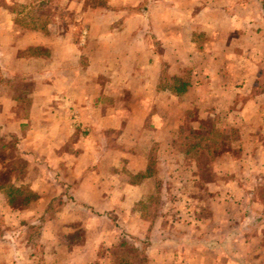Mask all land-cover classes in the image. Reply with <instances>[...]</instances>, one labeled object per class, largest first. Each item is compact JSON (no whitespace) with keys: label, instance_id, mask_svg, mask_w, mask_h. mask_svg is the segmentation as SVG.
<instances>
[{"label":"crops","instance_id":"obj_1","mask_svg":"<svg viewBox=\"0 0 264 264\" xmlns=\"http://www.w3.org/2000/svg\"><path fill=\"white\" fill-rule=\"evenodd\" d=\"M2 1L0 137L35 199L0 195V264H95L123 236L145 242L141 264H264V0H108L76 41L26 31ZM8 74L29 77L25 111ZM188 114L235 134L208 179L174 150Z\"/></svg>","mask_w":264,"mask_h":264},{"label":"rangeland","instance_id":"obj_2","mask_svg":"<svg viewBox=\"0 0 264 264\" xmlns=\"http://www.w3.org/2000/svg\"><path fill=\"white\" fill-rule=\"evenodd\" d=\"M4 6H6L12 13H14V20H16L19 25L24 29L29 30L30 32L35 31L37 33H46L52 36H64L66 34L71 35L73 39L78 40L79 38H85L88 36L90 31L89 26H91L92 21L95 20V16L98 15V12L95 13V8L99 6L100 8L106 6L108 0H3ZM147 0L143 1V4L140 7L146 5ZM141 8H138L140 10ZM78 26V27H77ZM47 27L50 29H47ZM44 49L39 47L31 48L29 51H24L23 55L35 54L39 55L40 53H45ZM24 67V66H23ZM8 68L11 70V64L8 65ZM23 69V68H22ZM25 69V67H24ZM11 76L10 80L15 81L14 87L16 91L20 93L23 97L20 104V109L25 111L28 105V99L26 97L27 93L31 89V83L29 77L24 74H8ZM13 78V79H12ZM182 81H186L185 78H181ZM69 120L72 124H76V114L73 110L69 109ZM188 116V122L184 124L178 131L177 138L174 141L175 149L185 150L188 149L189 144H193L195 137L190 133L192 116ZM195 119V117H194ZM211 127L218 135L211 139H214L210 148L215 147L216 149L221 150H231L230 141L234 140L235 134L233 132L228 133L225 129L214 128L211 124H206L201 122V130ZM201 132V131H198ZM192 138V139H191ZM16 137H12L8 140H2L0 138V163H2V169L0 171V182L9 183L15 187H20L21 190L15 196V200L12 207H9L18 211H25L29 206L22 203L23 199L29 200L31 196L28 197V188L26 185L21 184L23 178V168L25 167V162L19 152L15 147ZM201 142V141H199ZM205 146L206 142H201V146ZM159 150L157 144H152L150 146L151 156H154V153ZM192 152V151H191ZM198 152V151H195ZM202 154V155H201ZM198 158L199 165L207 166L208 161L204 158V153H201ZM192 157V156H191ZM181 157H179L180 159ZM189 158V157H188ZM176 160V159H175ZM204 169V168H202ZM6 170V171H5ZM11 172H10V171ZM206 170V169H205ZM9 172V173H8ZM188 174L186 173V177ZM15 178V180H13ZM203 179H208L207 173H202ZM28 190V191H27ZM31 192V191H30ZM34 196L35 194L31 192ZM262 194V193H261ZM0 195H2L0 193ZM157 199L154 197L150 198L146 204H141V208L152 210L153 207H156ZM3 222L0 221V230L2 229ZM15 226V225H13ZM31 230H34L31 233L30 237H33V240H37L36 230H38L39 225H29ZM35 237V238H34ZM81 238L76 236L72 239L73 243H78ZM4 240L0 239V244ZM6 243V242H5ZM144 241L135 240L133 238H125L123 236L114 247L102 249L99 253L102 257L105 256V260L100 258L95 264H141L145 263V257L143 255L144 251ZM243 254L235 257L232 255V259L237 261L238 264H248Z\"/></svg>","mask_w":264,"mask_h":264},{"label":"trees","instance_id":"obj_3","mask_svg":"<svg viewBox=\"0 0 264 264\" xmlns=\"http://www.w3.org/2000/svg\"><path fill=\"white\" fill-rule=\"evenodd\" d=\"M186 84H187L186 81H182L181 78H173L172 79V87L175 88L174 93L178 94V95L182 94L183 91L186 88ZM22 98L23 97L20 96V99H22ZM200 126L201 125L194 124L191 121L190 133L192 135H194L195 138L193 140H195V141H193L194 142L193 144H189L188 149L180 151V150L175 149V147H174V150L177 152L179 157H181L180 158L181 163L189 164L191 162H195L196 164L199 165L198 158H199V156L202 155L201 153H204V155H203L204 158H206L207 161H209L210 158L212 157V155H215V154H217L219 152L224 151V150H221V149H216L215 147L210 148L211 141L212 142L215 141L214 139H211V138L216 137L218 134L215 131H213L211 127H208L207 129L201 130ZM198 131H201V132H198ZM178 135H179V133H178ZM10 138H12V137H10ZM199 141L206 142V145L205 146H203V145L201 146V142H199ZM15 143H16V141H15ZM195 151H198V152H195ZM0 166H1V169H2V163H0ZM203 167L204 166H201V169ZM204 170H203V172H204ZM200 177H201V179H203L202 178V173H200ZM13 180H15V178H13ZM20 190H21L20 187H15V186H13V185H11L9 183L0 182V193L3 195V197H4L5 201H6V204L9 207L13 206V203H14V200H15V196H17V194L19 193ZM27 195H28V197L29 196H31V197H29L30 198L29 200H26V199L22 200V203H24L25 205H28L31 201H33L35 199V196L30 191H28Z\"/></svg>","mask_w":264,"mask_h":264}]
</instances>
